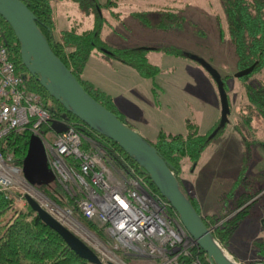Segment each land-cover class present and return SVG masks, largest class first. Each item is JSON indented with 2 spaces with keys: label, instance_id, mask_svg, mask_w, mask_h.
Instances as JSON below:
<instances>
[{
  "label": "rangeland",
  "instance_id": "obj_1",
  "mask_svg": "<svg viewBox=\"0 0 264 264\" xmlns=\"http://www.w3.org/2000/svg\"><path fill=\"white\" fill-rule=\"evenodd\" d=\"M96 1L104 4L108 0ZM145 3L141 2L142 5ZM144 10L145 7L140 8L135 3L131 6L121 0L118 7L103 9V19L100 24L91 7L89 9L82 7L79 15L81 14L82 18L85 16L83 29L100 27L102 41L112 47L151 49L149 61L157 63L161 71L153 77H142L133 67L116 59L109 62L101 56L100 51H95L90 56L82 77L86 81L89 79L95 83L99 90L113 95L118 108L125 114L126 123L150 140L155 137L157 129L148 122L149 119H155L167 131L184 134L190 131L189 120L190 123L193 121L196 124L194 127L200 133L205 134H209L220 123L221 99L217 84L207 70L190 57L191 55L206 59L223 76H229L227 79L231 104L229 121L223 131L213 138L196 163L189 158L184 160L181 174L183 190L196 200L197 205L196 195L198 196L203 216L210 215L206 211L209 209L213 211L211 214H225L223 212L227 210L223 209L224 203L219 202V197L232 188L242 169L245 148L237 126H240L243 116H246L249 110L245 91L248 81L235 77V73L239 71L238 57L229 39L228 24L222 5L219 0H191L183 15L178 14L174 21L166 20L170 25L168 29L146 25L137 15L138 13L132 12ZM116 13H119L120 17ZM256 79L264 80V68L254 74L250 81ZM130 100L134 105L129 102ZM252 129L260 130V135L258 134L257 137L263 136L260 118L255 117ZM249 138L254 139L250 136ZM252 145L248 176L264 170V151L260 146L254 143ZM29 189L30 187H25L22 183L15 186L14 194L19 198L18 205L26 206L24 194ZM30 192L56 214L55 207L50 202L39 194ZM238 210L226 212L227 217H231ZM263 212L264 198L261 197L260 201L249 208L226 246H222L235 261L241 264L264 262L260 249V241L264 238L261 229ZM63 221L94 248L103 261L113 264H123L122 262L148 264L145 259L134 258L130 248L122 245L123 253L129 257L127 262L122 253L115 251L114 247L120 245L114 239L111 245H107L90 230L110 252L108 254L103 247L73 226L67 218Z\"/></svg>",
  "mask_w": 264,
  "mask_h": 264
},
{
  "label": "trees",
  "instance_id": "obj_2",
  "mask_svg": "<svg viewBox=\"0 0 264 264\" xmlns=\"http://www.w3.org/2000/svg\"><path fill=\"white\" fill-rule=\"evenodd\" d=\"M22 1L36 15L37 24L55 54L73 72L87 92L125 121L124 117L115 109L112 98L84 80L82 73L91 54L94 51H100L108 59L119 60L134 67L141 75L153 77L161 71V68L148 60V52L151 49L144 47H112L102 41L100 27L98 26L96 29L84 33L65 31L58 38L54 32L53 9L50 0ZM77 1L83 8L89 9L91 7L95 11L99 24L101 19H103L102 10L117 6L116 0H108L104 4L97 3L96 0ZM220 3L227 20L229 39L234 45L238 57L239 70L255 65L251 73L240 77V79L248 81L245 85V91L249 110L248 114L243 116L240 126H237V131L242 137L245 148L242 169L232 188L221 196L220 200L224 203L223 209L227 210L223 212L225 214L202 216L204 222L212 231L214 238L225 247L233 232L241 224L249 208L260 201L261 197L264 198V194H262L264 191V170L252 176L247 174L251 161L252 143L260 146L264 151V80L256 79L250 81L254 74L264 68V0H220ZM137 15L144 24L163 29L170 27L166 20L171 19L174 21L177 18L172 12H141ZM0 26L4 43L10 51L18 73L27 77L29 90L36 91L43 96L44 106L51 110L53 120H63L66 124L75 126L85 135L87 140L94 141L104 150L105 157L112 166L124 174H133L134 171V174L143 178L150 193L164 197L148 172L132 156L126 153L118 143L89 127L73 113L67 111L59 101L49 94L36 77L29 74L21 59L20 43L9 24L1 16ZM172 27L174 26L172 25ZM221 33L224 34L222 30ZM228 77L222 75L227 95ZM229 105L231 109L230 100ZM255 117L261 119L263 136L257 137L260 130L253 131L252 129ZM223 129L224 126L219 129L214 137L222 132ZM44 130L54 134L48 126ZM213 131L209 134L200 133L196 127L190 124V131L187 134H174L161 130L154 140L148 141L156 147L181 184L184 160L189 158L196 163L213 140L214 137L209 138ZM31 135L32 133L29 131L14 132L0 139V153L4 156L12 155L14 162L22 166ZM249 136L254 139L250 140ZM72 164L75 168L78 167V164L73 162ZM40 190L60 207L72 209L74 216L89 230L107 245L112 244L113 238L108 235L104 225H101L98 220L85 217L82 212L77 210V202L83 197V194L78 193L75 187L70 186V189H68L56 181L51 185L40 187ZM14 193L15 190H13V193L0 190V264H93L77 254L56 230L39 217L38 213L28 203L26 206H24L25 204L23 206L18 205L19 198ZM188 196L198 212H200L196 200L190 194ZM235 209L239 210L231 217H227L226 214ZM171 211L173 210L171 209ZM224 218L227 219L221 222ZM114 248L116 252L125 256L124 258L127 262L129 261L127 259L129 257L123 253L121 246ZM260 249L264 256V238L260 241ZM198 254L206 261L208 255H205L206 253L201 247L194 249L191 256ZM133 257L138 258L136 256ZM141 259H145L148 264H155L153 259ZM101 264H111V262L103 261Z\"/></svg>",
  "mask_w": 264,
  "mask_h": 264
},
{
  "label": "built area",
  "instance_id": "obj_3",
  "mask_svg": "<svg viewBox=\"0 0 264 264\" xmlns=\"http://www.w3.org/2000/svg\"><path fill=\"white\" fill-rule=\"evenodd\" d=\"M52 121L43 96L29 90L27 77L18 73L0 26V139L25 131L40 136L56 181L83 194L77 210L98 220L120 246L130 248L132 255L153 259L155 264H212L208 256L206 261L199 254L191 256L200 246L167 199L150 193L134 171L124 174L112 166L104 150L75 126L66 124V131L56 133ZM47 126L54 134L44 130ZM20 183L28 186L22 166L14 162L12 155L0 153V190L13 193ZM57 210L55 207L56 214L49 211L63 221ZM64 210L74 217L72 209Z\"/></svg>",
  "mask_w": 264,
  "mask_h": 264
},
{
  "label": "water",
  "instance_id": "obj_4",
  "mask_svg": "<svg viewBox=\"0 0 264 264\" xmlns=\"http://www.w3.org/2000/svg\"><path fill=\"white\" fill-rule=\"evenodd\" d=\"M0 16L15 33L20 43L22 62L29 74L36 77L49 94L59 101L67 111L73 113L89 127L118 143L148 172L160 193L178 213L185 229L207 253L211 263L241 264L235 261L233 256L222 247L223 245L214 238L202 215L183 190L174 171L161 157L156 147L131 128L117 113L90 95L62 59L55 54L46 36L39 28L34 12L22 0H0ZM106 51L108 52V50ZM190 57L198 61L207 70L216 82L219 91L221 119L219 126L210 135L209 138L211 139L229 121L231 109L228 95L221 73L206 59L197 55ZM254 68L255 65H252L239 70L235 73V77L240 78L248 75ZM51 127L56 133L64 132L68 128L62 120H53ZM22 171L31 189L40 193L56 208L65 212L62 207L40 191V187L53 184L57 180V176L49 167L45 145L41 137L36 134H32L29 138ZM30 191V189L27 190L24 198L30 207L38 213L39 217L56 230L82 258L93 264H101L103 259L96 250L61 219L53 215ZM72 218L91 232L75 217L72 216ZM261 223L264 226V212Z\"/></svg>",
  "mask_w": 264,
  "mask_h": 264
},
{
  "label": "crops",
  "instance_id": "obj_5",
  "mask_svg": "<svg viewBox=\"0 0 264 264\" xmlns=\"http://www.w3.org/2000/svg\"><path fill=\"white\" fill-rule=\"evenodd\" d=\"M123 1L127 2L131 6H132V4L135 3L140 8L145 7L144 11H138V12L132 11L134 14L135 13H141V12H152V13L172 12L177 17L179 15H183L184 10L188 8V6H189V4L191 2V0H123ZM50 2H51V5H52V9H53L54 32H55V35L58 38L65 31H75L77 33H84L86 31L92 30L91 28H88V29L87 28H84V29L82 28V26L85 24L84 23L85 22V16H84V18H82V15L81 14L79 15V10L82 9V6L77 0H50ZM120 2H121V0H117V7H118ZM141 2H146V3H145V5H142ZM76 13H77V15H76ZM102 13H103V10H102ZM116 14L119 15V13H116ZM118 15H116V16H118ZM119 17H120V15H119ZM150 52H151V50L148 52V60H149V53ZM93 53H95V51ZM101 56H103V55L101 54ZM103 58L109 60V62L113 61V59H108V58H106L104 56H103ZM150 62L152 64H154V65L159 66L155 62H152V61H150ZM87 63H88V61H87ZM123 64H125V63H123ZM126 65H128V64H126ZM84 73H85V71H84ZM137 73L140 76L145 77V76L141 75V73L138 72V70H137ZM82 76H83V73H82ZM87 81L90 84H92L94 88L98 89L96 87L95 83H93L89 79ZM100 91H103V90H100ZM107 95L112 98L114 106H117L118 104H117L116 98L113 95H111V94H107ZM129 102L134 105V102H131V100ZM115 109L117 110V112L119 114H121L124 117V115H125L124 112L122 110H120L118 108V106ZM144 115L145 114L142 112V116H144ZM148 122L152 123L153 125H155L156 129H157V130L155 129L157 131L155 137L150 138V140H154L156 138L157 134L161 130L169 132V133H174L172 131L165 130L164 127H162V125H160L155 119H149ZM189 124H192V125L194 124L193 126H196V124L193 121H191V123H190V120H189ZM174 134H176V133H174ZM182 134H184V133H182ZM224 193H222V195ZM221 196L219 197V202H221V200H220ZM196 197H197V200H198V205H199L198 207H199L200 214L203 216V211H202V208H201V201H200V199L198 198L197 195H196ZM206 211H208L207 214L208 213L211 214L213 212L212 209H209V210H206ZM261 225H263V224H261ZM261 229H262V232H264V226H261Z\"/></svg>",
  "mask_w": 264,
  "mask_h": 264
},
{
  "label": "bare ground",
  "instance_id": "obj_6",
  "mask_svg": "<svg viewBox=\"0 0 264 264\" xmlns=\"http://www.w3.org/2000/svg\"><path fill=\"white\" fill-rule=\"evenodd\" d=\"M31 189V188H30ZM31 191H33L35 194H39V196H42L40 193H38L37 191L31 189ZM43 197V196H42ZM44 198V197H43ZM45 200H47L46 198H44ZM48 201V200H47ZM49 202V201H48ZM59 215L63 216L64 218H67V220L73 224V226H75L79 231H81L86 237H88L89 239H91L92 241H94L96 244L100 245L101 247L104 248V250L110 254V252L106 249V247L103 246V244L91 233L89 232L83 225H81L80 223H78L77 221H75L73 218H70V216L59 210ZM66 220V219H65Z\"/></svg>",
  "mask_w": 264,
  "mask_h": 264
}]
</instances>
